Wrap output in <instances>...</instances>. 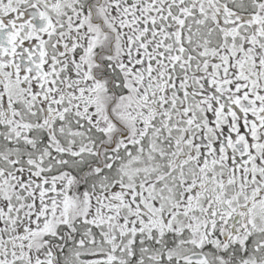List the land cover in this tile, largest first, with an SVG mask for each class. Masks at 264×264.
I'll return each mask as SVG.
<instances>
[{
    "label": "snow or ice",
    "instance_id": "1",
    "mask_svg": "<svg viewBox=\"0 0 264 264\" xmlns=\"http://www.w3.org/2000/svg\"><path fill=\"white\" fill-rule=\"evenodd\" d=\"M0 264H264V0H0Z\"/></svg>",
    "mask_w": 264,
    "mask_h": 264
}]
</instances>
